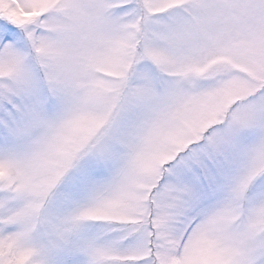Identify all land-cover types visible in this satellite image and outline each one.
Masks as SVG:
<instances>
[{"label": "snow or ice", "instance_id": "obj_1", "mask_svg": "<svg viewBox=\"0 0 264 264\" xmlns=\"http://www.w3.org/2000/svg\"><path fill=\"white\" fill-rule=\"evenodd\" d=\"M0 264H264V0H0Z\"/></svg>", "mask_w": 264, "mask_h": 264}]
</instances>
